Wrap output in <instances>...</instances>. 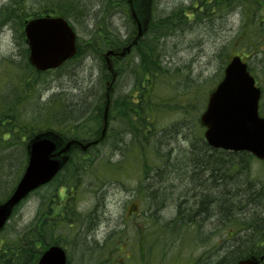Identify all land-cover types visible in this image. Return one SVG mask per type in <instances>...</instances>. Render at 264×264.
Here are the masks:
<instances>
[{
  "label": "rangeland",
  "instance_id": "obj_1",
  "mask_svg": "<svg viewBox=\"0 0 264 264\" xmlns=\"http://www.w3.org/2000/svg\"><path fill=\"white\" fill-rule=\"evenodd\" d=\"M64 1L80 52L45 72L29 62L19 27L24 23L0 14V115L89 139L102 125L109 75L98 51L126 40L134 23L124 0ZM12 2L0 0V11ZM50 2L56 7L62 0H26L29 18ZM139 47L154 48L157 75L139 80L144 65L137 49L116 60L113 105L143 92V82L156 110L147 113L131 103L127 108L136 110L129 113L115 107L101 144L74 154L54 182L15 210L0 232V264H36L48 242L66 249L69 264H218L237 239H249L250 225L258 228L252 239L261 241L264 251V160L226 151L224 166H218L200 123L233 55L243 56L264 91V0H153L150 28ZM82 123L89 128L79 130ZM131 124L149 127L135 132ZM5 126L0 122V200L13 191L28 159L29 138H21L18 128L4 135ZM82 156L90 160L71 183ZM233 161L238 164L231 167ZM29 245L35 255L27 262Z\"/></svg>",
  "mask_w": 264,
  "mask_h": 264
},
{
  "label": "water",
  "instance_id": "obj_2",
  "mask_svg": "<svg viewBox=\"0 0 264 264\" xmlns=\"http://www.w3.org/2000/svg\"><path fill=\"white\" fill-rule=\"evenodd\" d=\"M137 23L136 37L132 43L108 50L105 63L113 71L111 55L125 56L132 45L138 43L150 21L152 0H128ZM25 35L30 48L29 60L40 71L61 66L77 52V34L63 16H38L25 23ZM114 72V80L116 77ZM107 86V99L103 113L104 125L100 136L88 143L72 139L65 142L53 130L37 133L27 144L28 162L21 178L10 196L0 202V230L12 215L14 208L38 187L50 182L68 162L72 146L86 149L103 140L109 127L111 106ZM261 90L250 74L247 63L240 55L232 58L223 79L209 96L206 109L200 116L206 127L205 138L214 148L249 151L264 159V116L259 113ZM264 255L243 258L237 264H259ZM38 264H67L64 248L53 245L47 249Z\"/></svg>",
  "mask_w": 264,
  "mask_h": 264
},
{
  "label": "trees",
  "instance_id": "obj_3",
  "mask_svg": "<svg viewBox=\"0 0 264 264\" xmlns=\"http://www.w3.org/2000/svg\"><path fill=\"white\" fill-rule=\"evenodd\" d=\"M12 4L8 7H5L3 9H1L0 11V14L2 15V17L4 19H15L16 21H20L21 23H24L31 15L29 13L26 12V0H12ZM128 7H129V4H128V1L127 0H124ZM55 3L53 2H50L48 7L45 8V11L43 13H56V14H61L63 16H67L65 14V1L62 0V3H58V5L55 7L54 6ZM128 11L130 13V8H128ZM43 13L39 12V13H35V16H38V15H43ZM3 25V20L0 21V26ZM23 25L24 24H20V33H21V37L22 38H25L24 36V33H23ZM106 37L108 39H112L111 35H109V31H107V35ZM143 43V40L140 42V45ZM124 43L120 40H115V41H111V44H109L110 47L114 48V47H117V46H122ZM139 45V46H140ZM139 46H137L135 49H137L139 52H140V56H141V59H142V64L144 65L143 69H141V71H143L142 75L139 77V80L143 79L144 76H145V81H152L153 78L151 77V75L153 74V69H157V65L156 66H152V64H156V61L153 59V50L154 48L153 47H149L148 48V52L146 51H143ZM27 51H29V47L27 48ZM80 52V50L78 49V52L76 54V56L78 55V53ZM150 57V58H149ZM150 59V60H149ZM152 60V61H151ZM115 62L116 60H114V65H115ZM147 62L149 64H147ZM141 64V65H142ZM30 65V64H29ZM32 70H33V67L31 66ZM160 68V67H158ZM118 72L120 73V70H118ZM40 74V73H38ZM109 75L106 76V82L109 81V80H112L113 78V75L111 73H108ZM153 75H157V73L153 74ZM21 79L23 78L22 76L20 77ZM25 78V77H24ZM138 82H135V85L140 83L141 81ZM144 80V79H143ZM142 85L144 87V91L142 92V90H140L139 92H137L136 95H128L125 97V99L123 100H117L115 99V102H114V105L112 107V111L115 107H117L118 105H120L122 107L123 110H125V108H127V106H129V103H131V105H134V106H138L135 107L136 109H139L140 111H147V113L149 112H152L154 110H156V107H155V104L153 102H151L152 98L151 95H152V92H151V89L149 91V93H146L145 92V84L142 82ZM152 87V86H151ZM114 90L111 91V96L114 95V93L116 92V88L115 86H113ZM161 88H159L160 90ZM136 96L135 99L131 98V97H134ZM104 98H105V95H104ZM131 98V99H130ZM54 100L52 101H49V103L53 102ZM49 103H45L43 105H46V104H49ZM142 104V105H141ZM52 106V104L49 106V108ZM99 107V106H98ZM133 108V107H131ZM130 108V109H131ZM102 109H103V106H102ZM129 109V108H127ZM130 109L129 111H127V113L130 112ZM134 109V108H133ZM132 109V110H133ZM134 109V110H136ZM50 112H52V110H50ZM8 119L9 121V124H7L5 126V120ZM98 119V118H97ZM16 120H18L15 115L13 116H5V114H1L0 115V122L2 124H4V130H3V134L4 135H12L15 131H17L18 129L22 130L23 131V134H21V138H30L31 136H33L35 133H37L38 131H43V130H47V129H56L58 130L61 134H63L64 136H67L66 134H64L60 129H63V128H52V127H48V128H43L44 125H37L33 122H28V121H25V120H18V123L16 124ZM16 125V126H15ZM37 125V126H36ZM50 125V124H47V126ZM89 128V124L88 123H82V124H79L77 126V128L80 130L81 128ZM149 126H146V127H142L141 125H138V124H131V127H130V130L132 131H135V132H138V131H141V130H145L146 128H148ZM18 128V129H17ZM100 128V127H99ZM99 128L96 130L94 129V133L92 135H97V133L99 132ZM140 128V130H139ZM64 130V129H63ZM93 131V130H92ZM19 132V131H18ZM109 135V134H108ZM16 136H19L16 135ZM72 137H76V138H79L80 136L74 134V136ZM204 144L206 146V148L208 149V151H215L217 153V165L219 166V162H220V159L223 160L224 162V158L222 157L221 153H226L225 150H222V149H213L211 147H209V145L207 144L206 140L204 141ZM26 146V144H25ZM232 154H240L242 156H246L248 157L249 159L253 158V156L247 152H240V153H237V152H230ZM209 157L211 159V157H213V154L209 152ZM85 155V154H83ZM74 160V156L71 160V162ZM89 158L88 157H83L82 156V161L81 163H77L74 167V171L75 172H72L74 173L73 174V178H72V182L71 183H75L76 182V176L75 174H77L78 172V169L79 167L81 169H83L84 167V163H88L89 162ZM236 161H233V163L229 164L231 167L235 166L236 165ZM80 164V165H79ZM238 164V163H237ZM213 167V165H211ZM210 166V167H211ZM224 166V165H223ZM209 167V168H210ZM211 167V168H212ZM220 169V167L218 168ZM67 181V180H66ZM68 182V181H67ZM71 187V185H69ZM221 196L222 194H219L218 195V205H220V202H221ZM203 203H204V200H203ZM203 203H201V207L203 208ZM253 228V229H252ZM248 229L251 230L250 233H247V237H249V239H245V240H242V239H237L235 242H234V246H233V249L232 251L223 256L218 264H235L239 259L241 258H244L246 256H250V255H261L264 251L263 250V244L261 241H255L254 239H252V234L253 233H259L258 231V228L255 226V225H250L248 226ZM34 246L32 245H29L26 249V252L28 253L29 256L25 257L26 261L28 262L29 259H31L30 257H34L35 253V248H33ZM1 258L3 259L4 258V254H1ZM5 264H13L11 263V261L8 260L7 263Z\"/></svg>",
  "mask_w": 264,
  "mask_h": 264
},
{
  "label": "bare ground",
  "instance_id": "obj_4",
  "mask_svg": "<svg viewBox=\"0 0 264 264\" xmlns=\"http://www.w3.org/2000/svg\"><path fill=\"white\" fill-rule=\"evenodd\" d=\"M130 17L132 18V20L134 21V16L132 14V12L130 11ZM150 17L152 18V9L150 10ZM69 24L73 27V25L71 24V22L68 20ZM74 28V27H73ZM75 30V29H74ZM136 37V27L133 26V28L131 29V31H129V34L128 36L126 37V40H123L122 42L125 43V45H128L130 44ZM78 49H79V46H77V52H78ZM99 55H100V58H101V61L104 60V57H106V54L108 52V48H106V46L104 47V49H100L99 51ZM113 60H120L122 58V56L120 55H111L110 56ZM115 73H118V70H116L115 68ZM118 78V77H117ZM117 78L115 79V81L112 82V87L115 86V83L117 81ZM100 127V126H99ZM220 166H222L224 164L223 160L220 159V162H219ZM210 167V166H209ZM209 167L205 168V169H208ZM212 169L213 168H209L208 170V173H210L209 175H211L212 173Z\"/></svg>",
  "mask_w": 264,
  "mask_h": 264
},
{
  "label": "flooded vegetation",
  "instance_id": "obj_5",
  "mask_svg": "<svg viewBox=\"0 0 264 264\" xmlns=\"http://www.w3.org/2000/svg\"><path fill=\"white\" fill-rule=\"evenodd\" d=\"M252 73V72H251ZM256 77V76H255ZM256 80H257V83H258V85L260 86V83H259V80H258V78L256 77ZM261 87V86H260ZM261 89H262V95H263V88L261 87ZM215 201V200H214ZM135 212L133 211V208L131 209V214H134ZM40 240H42L43 241V239L41 238ZM104 241H105V239H104ZM51 243L52 242H48V244L46 243H44V249L42 250V252H41V254L39 255V258H38V261H37V263L36 264H38L39 263V261H40V259H41V257H42V255H43V253H44V251L45 250H47L48 249V247L51 245ZM57 243V242H56ZM102 243H103V241H102ZM49 245V246H48ZM102 245V244H101ZM67 252V251H66ZM67 264H69V258H68V254H67Z\"/></svg>",
  "mask_w": 264,
  "mask_h": 264
}]
</instances>
